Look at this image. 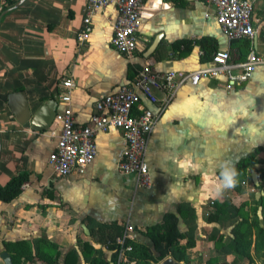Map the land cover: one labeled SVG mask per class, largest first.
Instances as JSON below:
<instances>
[{
	"label": "crops",
	"instance_id": "0c3cea01",
	"mask_svg": "<svg viewBox=\"0 0 264 264\" xmlns=\"http://www.w3.org/2000/svg\"><path fill=\"white\" fill-rule=\"evenodd\" d=\"M185 1V7H177L168 0H144L140 45L132 60L111 44L114 5L92 17L89 39L83 43L77 36L84 27L87 0H25L2 17L0 187L21 172L29 173V179L17 199L8 204L0 201V253L3 240L31 241L46 236L63 253L79 250V242L88 241L107 261L113 257L116 261L120 237L113 250L110 242H96L98 224L130 225L135 230L133 240L144 242L140 233L161 224L167 213L175 214L178 229L186 232L177 209L179 204L189 203L196 223L195 246L189 250L191 263L195 264L194 257L203 264L247 263L223 249L219 251L216 242L231 236L238 222L232 206L245 201L252 204L253 199L264 196V185L263 190H257L251 178L255 171L260 185L264 176V67L257 68L247 83L233 90H226L221 77L203 79L197 86L186 84L176 92L148 142L149 189L137 188L133 176L118 172L124 141L116 130L97 136L96 158L83 176L59 177L48 162L59 126L53 121L49 129L33 131L29 123L19 124L8 106V95L22 91L34 114L47 100L58 103L64 92L62 82L72 78L76 89L71 94V108L77 124L83 126L98 100L129 84L145 64L161 73L193 72L206 64L199 62L201 51L196 46L188 54L175 52L170 44L176 40L212 37L218 51L229 52L236 62L244 61L251 51L264 55V0H252L254 38L234 41L224 35L213 6L200 0ZM6 9L0 2V10ZM157 37L160 40L155 52L145 58ZM154 93L159 100L164 99L163 92ZM146 105L143 101L142 106ZM250 154L254 155V169L240 186L241 192L236 193L233 186L224 187L225 168L235 171ZM249 180L256 197L238 200ZM234 196L238 203L228 199ZM223 203L229 208L217 207ZM63 215H69L73 224H52ZM209 215H217V219L208 222ZM180 243L185 245L186 239ZM251 254L254 264H261L254 251ZM78 264H87L81 254Z\"/></svg>",
	"mask_w": 264,
	"mask_h": 264
},
{
	"label": "built area",
	"instance_id": "2783aa9c",
	"mask_svg": "<svg viewBox=\"0 0 264 264\" xmlns=\"http://www.w3.org/2000/svg\"><path fill=\"white\" fill-rule=\"evenodd\" d=\"M214 7L217 20L228 40H252L256 34L253 25L252 0H200ZM144 0H87L84 27L78 33L79 43L89 39L91 19L110 5L116 7L112 25V47L128 59H133L139 49L141 7ZM264 67V55L251 51L244 61H233L227 51L216 52L211 61L193 72H157L147 63L137 70L136 76L112 93L103 95L85 125H78L71 108L72 91L76 82L69 78L62 82L64 92L57 103L54 123L59 126L54 150L48 158L56 175L66 178L83 176L97 154L96 138L101 133L118 131L124 141L117 170L122 175L134 177L137 188L152 186L146 152L150 136L161 114L166 110L176 92L186 84L197 86L203 79L224 78L226 90L247 83L257 68ZM164 93L159 100L154 91ZM146 101L147 105L142 106ZM151 106H154L151 107ZM213 204V203H211ZM133 227L127 225L117 240V258L114 264H135L127 252V240H133Z\"/></svg>",
	"mask_w": 264,
	"mask_h": 264
},
{
	"label": "trees",
	"instance_id": "16d2710c",
	"mask_svg": "<svg viewBox=\"0 0 264 264\" xmlns=\"http://www.w3.org/2000/svg\"><path fill=\"white\" fill-rule=\"evenodd\" d=\"M177 7H185V0H168ZM7 8L16 4L15 0H0ZM2 10H0L1 14ZM175 52L190 53L196 46L200 49V63L211 61L213 55L218 51L217 41L212 37L198 39H179L170 44ZM129 72L132 66H129ZM133 75L130 74V77ZM254 155L250 154L241 160L234 175L233 189L236 193L241 192L240 186L254 169ZM29 173L21 172L13 176L5 186L0 187V201L4 204L11 203L17 199L22 186L28 181ZM264 176H261L260 185L257 190H263ZM252 204L245 201L238 207L230 208L238 222L231 229V236L220 237L216 242L217 249L224 250V253L233 255L235 258L244 259L246 264H254L251 252L254 251L255 258L264 264V196L257 200L253 199ZM228 203L218 204L217 207L229 208ZM249 206V208H247ZM247 209V210H246ZM260 209V211H258ZM260 212V213H259ZM177 213L184 220L187 230L181 232L178 229V218L175 214L167 213L163 216L161 224L151 225L145 228L140 234L146 241L127 240L130 246L127 256L135 264H159L164 258L171 256L175 261L182 264H192L189 250L195 246V211L189 203H181ZM217 219V215H209L208 222ZM124 223L98 224V235L96 242H110V249H115L114 243L124 232ZM134 230V228H133ZM135 231V230H134ZM186 239V244L181 245L180 240ZM2 252H7L12 257L13 264H78L80 254L87 264H110L113 260L107 261L103 252L97 249L90 242H79V250L71 249L63 253L62 249L51 242L46 236L35 237L33 240L26 239L1 242ZM81 252V253H80ZM0 264H3L0 262ZM207 264H214L209 262Z\"/></svg>",
	"mask_w": 264,
	"mask_h": 264
},
{
	"label": "water",
	"instance_id": "95a60500",
	"mask_svg": "<svg viewBox=\"0 0 264 264\" xmlns=\"http://www.w3.org/2000/svg\"><path fill=\"white\" fill-rule=\"evenodd\" d=\"M25 0H19L14 6L4 10L0 14V21L2 17L17 8L21 5ZM160 37H157L152 45L146 50L144 56L145 58L152 55L159 43ZM8 106L12 114L15 116L16 121L23 125L25 123H29L30 127L33 131L42 132L50 128L53 123L57 102L55 100H47L41 104V106L36 110L34 114H32L29 105L27 103L24 92L18 91L13 92L7 97ZM251 178L254 186H259L258 176L255 171L251 173ZM0 259L3 264H13L12 257L7 252L0 253ZM159 264H182L175 261L171 256L164 258Z\"/></svg>",
	"mask_w": 264,
	"mask_h": 264
},
{
	"label": "rangeland",
	"instance_id": "374dc122",
	"mask_svg": "<svg viewBox=\"0 0 264 264\" xmlns=\"http://www.w3.org/2000/svg\"><path fill=\"white\" fill-rule=\"evenodd\" d=\"M244 186H245L244 192L242 193L241 197H239L238 200H242L243 198H249V197L253 198L254 196L256 197L257 192L254 190L253 185L250 182V180L247 182V185L244 183ZM228 199H230V201H232V202L238 203V201L235 199V196L233 198L229 197ZM69 217H70L69 215L58 216L53 220L52 224L59 225V226L72 225L74 221L72 218H69ZM109 245H110V243H109ZM214 260H216V259H214ZM228 260L230 262L231 258H228ZM193 261L195 264H203V262H201L199 260L197 261L196 257L193 258ZM215 262L216 261H214L213 263H215ZM235 262H236V260H235ZM235 264H244V262L242 260H240L238 263L236 262Z\"/></svg>",
	"mask_w": 264,
	"mask_h": 264
},
{
	"label": "clouds",
	"instance_id": "9594fccd",
	"mask_svg": "<svg viewBox=\"0 0 264 264\" xmlns=\"http://www.w3.org/2000/svg\"><path fill=\"white\" fill-rule=\"evenodd\" d=\"M234 169L225 168L223 171L224 187H231L234 184Z\"/></svg>",
	"mask_w": 264,
	"mask_h": 264
}]
</instances>
